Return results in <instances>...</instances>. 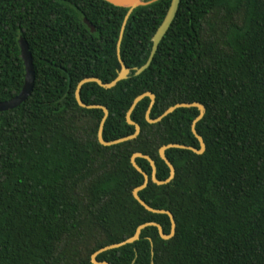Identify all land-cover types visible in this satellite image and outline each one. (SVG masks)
Instances as JSON below:
<instances>
[{
	"label": "trees",
	"instance_id": "trees-1",
	"mask_svg": "<svg viewBox=\"0 0 264 264\" xmlns=\"http://www.w3.org/2000/svg\"><path fill=\"white\" fill-rule=\"evenodd\" d=\"M129 16L120 59L130 71L111 89L82 86L86 105L107 109L103 140L135 132L126 114L155 96L152 120L177 104L205 109L196 124L205 151L168 149L173 180L149 183L139 198L172 214L175 235L156 227L137 242L97 256L108 264H264V0H180L177 14L140 75L171 0ZM127 9L104 0H0V102L19 94L24 38L35 74L33 92L0 113V264H92L98 250L131 238L143 224L170 233L167 215L145 210L133 191L144 178L131 165L148 156L156 179L169 169L159 150L199 149L191 125L197 108H180L157 124L145 119L149 98L131 114L134 140L102 146L103 111L79 107V82H112L120 71L117 42ZM86 19L94 33L84 23Z\"/></svg>",
	"mask_w": 264,
	"mask_h": 264
},
{
	"label": "water",
	"instance_id": "water-1",
	"mask_svg": "<svg viewBox=\"0 0 264 264\" xmlns=\"http://www.w3.org/2000/svg\"><path fill=\"white\" fill-rule=\"evenodd\" d=\"M105 2L115 6V7H119V8H125L127 9V14L125 15V18L123 20L122 26H121V30L119 33V38H118V42H117V57L119 60V64H120V71L118 72L117 77L110 83H103L102 81H100L97 78H86L84 80H82L81 82H79V84L77 85L76 88V92H75V99L77 104L79 105V107L84 108V109H100L103 111V118L100 122L99 125V130L97 133V138L99 143L102 146L105 147H110L113 145H117L120 143H124L127 141H131L134 140L135 138H137V136L140 134V127L139 125L135 124L132 120H131V114L133 112V110L135 109L136 105L143 100L144 98H149L150 99V104L149 107L146 111L145 114V119L149 124H157L159 123L162 119H164L165 117H167L168 115L172 114L175 110L180 109V108H197L199 110V115L198 117L193 121L192 125H191V131L193 136L198 140L199 142V149H195L193 147H189V146H184V145H178V144H169L167 146L162 147L159 150V156L160 159L165 162V164L167 165L168 169H169V177L167 178V180L165 181H158L156 179V167L154 162L145 155L142 154H134L131 157V165L132 167L139 172L140 174H142L143 178H144V182L142 184V186L136 188L132 195L133 198L148 212L153 213V214H162V215H167L170 219V224H171V228H170V233L169 234H164L161 226H159L158 224L155 223H147V224H143L140 225L134 235L121 242L118 244H113L110 246H106L100 250H98L97 252H95L92 256H91V263L92 264H108L107 262H98L97 261V256L107 252L109 250H113V249H118L121 248L123 246L126 245H131L135 242H137L140 238V234L141 231L144 230L146 227L149 226H153L156 227L159 233V236L162 240L164 241H168L170 239H172L175 235V228H176V224L174 222L173 216L170 212L165 211V210H155L152 209L151 207H149L145 202H143L139 196L138 193L140 191H142L143 189L146 188V186L149 183V177L146 173H144L136 164V159L141 158L146 160L152 169V173H151V180L153 183L157 184V185H165L170 183L173 178H174V174H175V169L174 167L171 165V163L167 160L166 156H165V151L168 149H180V150H188L193 152L196 155H202L205 151V144L203 142V139L197 134L196 132V124L203 118L204 113H205V109L202 105L198 104V103H184V104H177L175 106H172L170 108H168L161 116H159L157 119L152 120L150 118V112L151 109L154 105L155 102V96L150 94V93H144L140 96H138L134 102L132 103L130 109L128 110L127 114H126V121L128 123V125L133 126L135 128V132L133 135L122 138V139H118L115 141H111V142H106L103 140V127L105 124V121L108 117V111L106 108L102 107V106H97V105H86L82 102L81 97H80V93H81V88L83 85L88 84V83H95L97 84L99 87L103 88V89H111L113 87L116 86L117 83H119L120 81H123L127 78L128 74H129V70L126 68V66L124 65V63L121 61L120 59V45H121V41L123 38V34H124V30L128 21L129 16L132 14V12L137 9L138 7H143V6H147L149 4H151L154 1H150V2H146V0H104ZM180 0H171V4L170 7L167 11V14L163 20V22L161 23V25L159 26V28L156 30L154 36L151 39V43H152V47L150 50V54L148 57L147 62L141 66L139 69L135 70V75L138 76L140 75L142 72H144L149 65L151 64L153 57L158 49V45L161 42V40L163 39V37L165 36L166 32L168 31L169 27L171 26L177 11H178V6H179ZM84 23L86 24V26L90 29L91 33L95 32V29L89 24V22L84 19ZM18 46L20 49V56H21V60L23 62V66H24V84L23 87L21 89V91L19 92V94L17 96H15L14 98L5 101V102H0V113L2 112H7L9 110H13L16 109L17 107H19L20 105H22L23 103H25L28 98L31 96L32 92H33V87H34V82H35V74H34V69H33V64H32V56L31 53L29 51V47L27 42L25 41L24 38L20 37L18 40Z\"/></svg>",
	"mask_w": 264,
	"mask_h": 264
}]
</instances>
